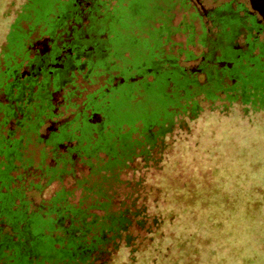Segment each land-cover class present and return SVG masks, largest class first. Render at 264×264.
Wrapping results in <instances>:
<instances>
[{
  "label": "flooded vegetation",
  "instance_id": "obj_1",
  "mask_svg": "<svg viewBox=\"0 0 264 264\" xmlns=\"http://www.w3.org/2000/svg\"><path fill=\"white\" fill-rule=\"evenodd\" d=\"M235 2L21 4L0 56V264L7 233L29 245L51 224L67 238L127 210L112 190L149 161L182 108L261 110L264 0Z\"/></svg>",
  "mask_w": 264,
  "mask_h": 264
},
{
  "label": "rangeland",
  "instance_id": "obj_2",
  "mask_svg": "<svg viewBox=\"0 0 264 264\" xmlns=\"http://www.w3.org/2000/svg\"><path fill=\"white\" fill-rule=\"evenodd\" d=\"M25 1L0 0V56ZM53 1L36 3L51 10ZM226 1L222 10L229 11L236 0H203V8ZM193 50L200 55V48ZM263 84L257 93L261 110L238 103L223 110L220 102L200 101L193 113H181L147 163L130 165L112 193L127 197L128 210L143 211L138 220L153 228V240L132 223L137 253H130L123 237L109 264H264ZM53 231L50 224L34 234H46L53 244ZM44 262L58 260L49 255Z\"/></svg>",
  "mask_w": 264,
  "mask_h": 264
},
{
  "label": "trees",
  "instance_id": "obj_3",
  "mask_svg": "<svg viewBox=\"0 0 264 264\" xmlns=\"http://www.w3.org/2000/svg\"><path fill=\"white\" fill-rule=\"evenodd\" d=\"M182 110L187 112L190 109L184 107ZM142 212L141 209H136L133 212L128 209L109 211L105 217L100 219L101 221L88 225L82 223L76 228H69L71 233L70 237L67 238L61 236L60 233L65 232V230L58 228V237L52 236L53 244L46 234L37 235L33 231L30 235L32 236L30 244L19 245L7 233L8 239L4 242V248H8L7 250L11 254L3 253V258L5 257L4 260L7 264H51L44 262V259L52 255L53 259L58 260L57 264H97L105 261L104 259L110 255L109 260L102 263L109 264L116 252L120 250V243L117 240H122L123 237L126 242L125 247L130 249V253H137V245L133 243L134 238L129 231L132 223L145 230L153 240V228L147 229L144 225L145 221L138 220ZM17 231L19 232V230ZM13 234L16 235L15 232ZM18 237L21 239L28 238L27 229L25 232L20 231Z\"/></svg>",
  "mask_w": 264,
  "mask_h": 264
}]
</instances>
